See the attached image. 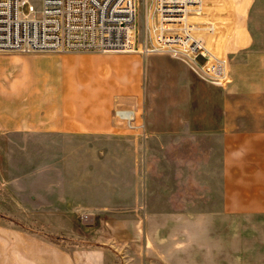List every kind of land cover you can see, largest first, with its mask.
Instances as JSON below:
<instances>
[{
	"label": "rangeland",
	"instance_id": "1",
	"mask_svg": "<svg viewBox=\"0 0 264 264\" xmlns=\"http://www.w3.org/2000/svg\"><path fill=\"white\" fill-rule=\"evenodd\" d=\"M229 3L234 10L235 3L242 4L245 20L264 32V0ZM31 4L39 13L42 0H28L21 10L28 13ZM137 5V43L144 60H187L141 51L142 44L153 45L154 0H138ZM32 63L40 82L58 84L64 74L57 60ZM161 66L165 68L152 74L156 79L149 96V120L155 125L159 104L173 110L176 103H190L174 100L175 92L181 91L182 97L188 91L187 71ZM8 79L0 73V116L14 112L12 91L2 92L14 86ZM213 95L216 111L221 97L216 85ZM37 139L0 138V264H37L43 250V259L59 264L65 250L76 259L79 251L91 249L106 252L116 264H264V212L223 210L219 195L213 203L219 207L208 208L204 197L195 193L208 188L201 181L215 180L214 188L219 189L220 178L142 176L141 149H127L125 135L96 143L101 148L94 147L93 139L65 137H54L50 148H36ZM155 160L150 162L152 172L158 170ZM173 167H168L170 172Z\"/></svg>",
	"mask_w": 264,
	"mask_h": 264
},
{
	"label": "crops",
	"instance_id": "2",
	"mask_svg": "<svg viewBox=\"0 0 264 264\" xmlns=\"http://www.w3.org/2000/svg\"><path fill=\"white\" fill-rule=\"evenodd\" d=\"M235 5V10L230 5L234 23L226 43L230 73L221 82L206 78L195 62L144 60L139 49L107 54H0V62L11 61L10 65L0 64V73L14 84L2 90L6 94L12 91L14 112L0 116V138L34 136L39 141L36 148L46 149L54 137L93 139L94 147L101 148V143H96L125 135L129 138L127 149H141L142 176L220 178L219 189L214 188L215 180H207L200 184L208 188L195 191L204 197L208 208L219 207L213 204L219 195L223 210L264 212V32L245 20L242 4ZM40 59H54L63 65L58 84L34 77L32 61ZM161 65L187 71L188 91L183 99L181 91L175 92L174 100L190 103H176L173 110L159 104L155 125L149 120V96L156 79L152 74L165 68ZM215 85L221 93L216 111ZM119 109L134 112L132 127L117 118ZM153 160L156 172L150 171ZM171 165L173 172L168 169ZM46 256L44 250L39 251L37 264H53L43 259ZM77 257L72 259L65 250V260L62 257L59 264H116L99 249L79 251Z\"/></svg>",
	"mask_w": 264,
	"mask_h": 264
},
{
	"label": "built area",
	"instance_id": "3",
	"mask_svg": "<svg viewBox=\"0 0 264 264\" xmlns=\"http://www.w3.org/2000/svg\"><path fill=\"white\" fill-rule=\"evenodd\" d=\"M28 0H0V53L130 52L137 43L138 0H42L36 13ZM153 45L145 54L163 53L197 63L203 75L227 80L226 43L234 15L228 0H154ZM203 62H198V57ZM132 127L134 112L116 110Z\"/></svg>",
	"mask_w": 264,
	"mask_h": 264
}]
</instances>
